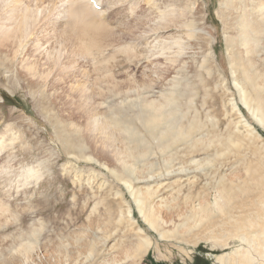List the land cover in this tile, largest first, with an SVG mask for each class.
<instances>
[{
    "label": "rangeland",
    "instance_id": "rangeland-1",
    "mask_svg": "<svg viewBox=\"0 0 264 264\" xmlns=\"http://www.w3.org/2000/svg\"><path fill=\"white\" fill-rule=\"evenodd\" d=\"M256 1L97 0V17L119 45L80 59L69 40L61 60L71 63L74 58L75 67L68 74L56 67L54 79L46 83L25 76L9 52H0V211L5 210L0 216V264H222L219 257L246 248L236 238L221 239L215 224L179 231L184 233L180 238L171 233L160 237L145 220L148 202L141 208L136 199L141 190L149 192V206L167 221L164 229L172 231L199 204L215 203L219 182L221 192L249 187L231 201L232 219L223 220V228L247 215V204L263 196L258 179L264 182V125L243 106L233 82L235 78L245 88L251 106L264 109V17L255 11ZM243 7L252 30L242 23ZM163 11H179L183 17L167 29L141 28L145 23L139 21H151ZM160 43L169 47L167 54L156 52ZM24 47L29 50L32 44ZM105 63L110 70L103 68ZM158 70L162 77L157 78ZM82 84L90 96L88 108H78L75 91L67 97L69 88L82 89ZM113 87L116 92L111 93ZM171 90L178 96L175 118L186 127L193 120L202 127L191 131L192 140L199 139L196 148L188 149L190 139L178 142L169 147L166 156L171 159L165 162L157 146L166 141L151 138L141 125L147 111L131 104L138 102V94L160 103ZM99 91L103 97L95 95ZM92 108L135 129L132 165L137 174L129 171L130 163H121L117 151L95 145L93 139L89 144L83 127ZM114 146L122 145L116 140ZM27 168L34 169L33 177ZM208 225L216 232L210 233ZM145 238L150 245L137 253ZM27 243L32 245L25 250Z\"/></svg>",
    "mask_w": 264,
    "mask_h": 264
},
{
    "label": "bare ground",
    "instance_id": "bare-ground-1",
    "mask_svg": "<svg viewBox=\"0 0 264 264\" xmlns=\"http://www.w3.org/2000/svg\"><path fill=\"white\" fill-rule=\"evenodd\" d=\"M29 3H31V7H33V9L29 8ZM57 8H59L58 12L55 11ZM255 11L260 12L261 17H264V0H258V2H255ZM98 13H101V11H94L92 7L86 2V0H0V52L4 54H8L9 52L10 57L12 59H16L17 62H19L21 66L20 71L25 76L28 75V77H34L40 83H46L50 80V77L54 79L53 72L56 67L58 68L59 72L64 74H68L69 71L71 72V69L75 67L74 58L73 62L71 63H65L61 60L69 40L71 42V49L74 52L75 58L88 57L91 56L93 51L99 53L103 49H106V47L119 45L113 38L112 33L109 32L108 28L102 23L101 20L98 19ZM242 13V23L246 25L247 29L252 30L250 22L246 23L244 21L245 14L248 13L246 12V8L243 7ZM51 16H54V18L56 17L55 20H51ZM181 16L183 17L179 11L175 12V14L171 11H163L160 17L157 16V18L151 20L154 23L150 26L148 25V22H151L150 20H145L143 22L139 21V23H145L142 24L143 26L141 25V28L146 30L148 29L147 31H156L158 30L157 28L167 29V27H172L168 26V24L177 25L180 23V20L178 19H180ZM159 18L161 21L163 20V22L158 23L157 21V23H155V20ZM134 25L136 28H138L137 26L139 24L136 23ZM36 30L39 32L37 33ZM179 41L180 40L175 41L174 44H178L179 48L181 49L182 46L180 47ZM254 41L258 42L257 39ZM27 43L32 44V47L29 50L24 47V45ZM50 43L51 45H49ZM253 44L255 43L252 42L251 45ZM244 46L249 47V45ZM166 50L169 52V47L164 46V43H160L158 44V50L156 52H159L160 55H165L167 54ZM164 58L167 60L168 57ZM230 64L233 67L231 72L234 75V64L231 62ZM104 65L105 66L103 68L105 70H110L108 69L106 63ZM105 70L102 69L100 72L95 70V72L97 74H101ZM161 71L162 70H160L157 74L155 73L157 78L158 76L162 77V73H160ZM253 73L257 75L254 69ZM104 77L106 78L107 76ZM59 79L60 76H58V80ZM256 81L262 85L260 80ZM143 82L145 83V81H142L141 83L143 84ZM233 82H235L234 84L236 88L240 89L239 93L241 94L240 96L243 106H246V108L251 111L252 116H254L256 120L260 121L264 125V109L260 108L258 104L251 106L252 100L250 97H244L243 89L245 88L238 85L235 78ZM174 86L175 83L172 89H174ZM48 87H52L51 82L49 83ZM81 87L82 89L74 90L69 88V94H67V97H70L71 93L75 91L79 98L78 108H88L89 104H87V100L90 96L86 97L87 89L83 84ZM109 90L111 93L116 92L115 88ZM102 92L103 91H99L95 95H98V97H103ZM136 98L138 99V102L132 103L131 105H136V107L143 112L147 111L146 114L142 115L141 125L153 140L166 141L163 146H157L159 152L164 153L163 158H165V162H169V159H171L170 156H166L169 147H172L178 142L190 139L188 149L192 150L197 147L199 139L192 140L193 136L191 135V131L196 132L200 129V126L202 127V124L199 121L196 122L193 120L190 121L186 127L182 124V120L175 118L173 106L177 103L178 98L175 90H171L168 93L162 94V102L157 104L146 101L147 99L145 100L141 94H138ZM175 112L177 114L176 110ZM111 115L112 118L110 119L98 114V112H96V108L89 110L84 124L85 128L83 127L84 131L86 132L85 137L88 139L90 145L93 143V140H95V145H100L104 148H112V152L117 151V155L121 158V163L126 165L130 163L128 166L129 171H135L137 174L138 171L132 165L134 164L136 154L132 140L137 136L136 131L135 129L131 128L130 124L120 123L118 120L119 118H117L116 115ZM183 118L184 116H182V119ZM71 125L72 129L75 131L79 129V126L73 122ZM116 140H118L122 145L117 149L114 146V142ZM3 145V137L0 136V149L4 148ZM144 156H146V153L138 154V157ZM261 157L260 159L262 162H264V155L262 158ZM204 162L205 164H208L209 158H205ZM190 163L195 164L196 167L200 166V163L195 160H191ZM31 169L32 168H27V173L29 174L28 177L34 176V169L33 171ZM258 178L260 177L258 176L257 179ZM251 181L255 182L256 180L255 178H252ZM258 181L261 184L259 188L264 190V182L262 179H258ZM222 184L223 182H219L217 184V187H219V189L216 190V196L218 199L215 200V203L212 205L199 204V208L190 211V213H194V215L189 216L183 222L174 225L172 231H166L164 229V225H167V221L162 220L156 211L149 206V192L141 190V194L136 200L137 203L141 205V208H143L144 204L148 202L146 210L147 213L144 215L145 220L149 224L148 226L158 232L160 237H168L169 233H171V236L173 237L178 235L181 236L186 232L197 230L198 226L202 223H207L209 225L215 224V226H217L215 229L218 228V235L221 239L225 237L236 238L246 245V248L242 247L235 250L232 254L219 257V262H222V264H264V194L263 196L259 195L255 201L247 204V206H251V209L249 208L251 211H249L247 214L248 216L244 214L240 215L238 219H233V222L230 223L227 228H223V220L230 218L228 215L231 216L230 210L231 204H233L231 201L236 199L238 196L241 197L243 191H246L249 187L244 185L236 189L223 188L221 192L220 188ZM262 193L264 192L262 191ZM4 211L5 210L0 211V216L4 214ZM217 215L219 216L217 217ZM216 218H218V220L220 218L221 222ZM5 219L6 218H3L2 220L4 221ZM207 228L210 233L216 232L214 231V228L212 229L210 226ZM224 230L228 231L226 232ZM179 231H184V233L178 234ZM251 233H253V235H250ZM27 245L28 246L24 247L25 250L30 249L29 246L31 247L32 244L27 243ZM149 245L150 241L147 238L141 239L136 246L137 250L135 251L137 253H141L143 252L141 251V248L147 247ZM20 249L23 248L20 247Z\"/></svg>",
    "mask_w": 264,
    "mask_h": 264
}]
</instances>
